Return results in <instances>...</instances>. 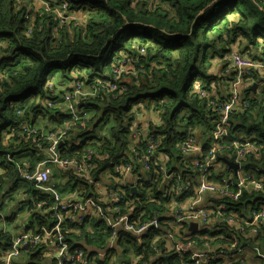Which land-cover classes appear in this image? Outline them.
<instances>
[{
  "label": "trees",
  "instance_id": "1",
  "mask_svg": "<svg viewBox=\"0 0 264 264\" xmlns=\"http://www.w3.org/2000/svg\"><path fill=\"white\" fill-rule=\"evenodd\" d=\"M54 1H66L73 12L85 11L83 26L68 29L67 24L54 25L53 18L46 17L40 30L34 29L31 35H27L23 18L25 9L16 10L12 0H0V72L4 75L0 82V167L3 169L0 199L7 195V208H19L22 213L23 204L18 203L19 198L25 194L29 196L31 217L27 225L34 236L26 248L20 249L26 258L17 264H42L43 260L47 264H70L62 257L48 259L46 252L52 242L58 246L66 245L64 256L82 250L88 264L91 261L95 264H119L120 257L126 261L127 257L132 260L138 256L143 257L141 261L155 264L157 255L148 242H135L134 236L127 231H120V240H113L110 244L108 229L89 218L81 223L67 221L62 226L61 233L65 235L62 234L60 242L46 238L45 231L51 229V218L47 212L48 205L41 202L48 203L49 197L45 196L47 192L36 189L30 182L27 189L18 188L19 182L26 181L17 180V166L20 164L16 162L28 152H37L41 156L30 164V169L45 159L23 131L27 125L35 124L39 114L57 117L62 125L66 119L60 110L55 113L52 108L42 105L43 99L53 98L44 85L48 79L52 81L49 76L52 69L59 70L63 80L76 76L83 82H95L110 77L112 66L127 57L137 60L136 73L122 80L125 91L116 98L103 96L105 99L101 103L90 106L87 118L72 124L68 130L84 136L86 140L96 141L92 131L101 124H112L111 139L107 138L109 134L99 136V143H94V147L85 141L77 147L70 146L75 140L60 145L64 158H80L84 149L93 147L91 163L96 180L104 171H113L117 164L113 160L121 157L124 139L128 136L125 133L132 123V107L140 105L139 113L142 114L143 109L153 110L161 118L159 127L150 124L148 129L162 134L163 143L159 151L169 158L168 172L180 174L183 180L192 182L205 178L221 184L222 178L226 177L232 195L214 199L218 203L224 202L226 216L234 215L236 221L249 218L253 211H264V74L254 71L247 78L258 83V87L255 92L250 90L251 85L242 90V101H246L248 107L230 115L226 134L221 138L225 145L224 155L218 156L210 170L200 173L184 167L183 154L174 148L188 128L197 131L204 146L209 145V134L219 120V112L215 106H207L199 93L203 89H216L219 93L222 88H228L232 73L227 70L231 69L229 55L232 52L256 58L258 49L264 48V0ZM140 48L144 49L142 55L138 53ZM87 101L97 102L98 94ZM238 147L254 148L241 159L243 176L252 173L262 188L252 190L239 186L238 174L232 168L226 164L222 170L217 168L218 162L224 163L221 157L232 160L230 158ZM71 177L74 178L72 192L90 194L97 200L87 182L79 176ZM151 193L168 203L158 185L153 186ZM144 203L148 212L160 208L157 202ZM35 212L39 216L37 220L34 219ZM1 215L8 228V220L13 218L9 214ZM8 230L11 233H4L0 226V252L11 246V234L15 233ZM191 231L192 239L200 246L209 241L214 248L232 243L235 237L239 246L248 247L255 257L264 261V225L255 235L247 237L223 216L200 230ZM206 232L209 237L201 238ZM34 239H40V242L34 243ZM100 251H104L102 256ZM112 256L114 260L109 259ZM185 258L187 263L191 261L189 256L185 255ZM157 261L161 264H183V258L170 255H161Z\"/></svg>",
  "mask_w": 264,
  "mask_h": 264
},
{
  "label": "built area",
  "instance_id": "2",
  "mask_svg": "<svg viewBox=\"0 0 264 264\" xmlns=\"http://www.w3.org/2000/svg\"><path fill=\"white\" fill-rule=\"evenodd\" d=\"M150 1L152 2V0ZM12 2L13 4L29 3L33 10V12L27 10L24 13V21L29 25L26 31L27 35H30L33 28L41 27L46 17H52L54 25L58 26L77 24L76 22L81 23V13L78 14L70 10L66 1L12 0ZM53 29L57 31V27ZM138 53L139 55L144 54V49L140 48ZM229 59L231 69L227 71L232 73V78L227 86L228 88H222L219 93L216 89H212L211 91H204L203 89L199 93L200 97L206 100L207 106H215L219 112V120L209 134V145L204 146L197 135V131L192 128H188L185 134L174 145V148L184 156L182 161L183 166L188 169L198 170L200 173L210 170L218 156L224 155L222 151L225 149V145L220 141V135L230 115L235 111L241 112L243 108L248 107V103L242 101L244 92L241 90V87L245 82L244 77L255 70L264 72V61L253 60L237 51L232 52L229 55ZM136 61V58L127 57L125 60L112 66V75L105 77L104 80H97L95 82L86 80L82 82L78 77L72 76L70 81L75 89L71 93L67 89V93L63 94V99L60 102L49 101L47 103L48 107H53L52 110L56 112L59 109L66 110L73 119H79L80 113H88L91 105L101 103L105 99L103 96L107 98L110 95L116 98L125 91L126 87L124 82H122L123 76L136 73L134 69ZM3 78L4 75L0 72V82ZM44 85L48 89H52L55 86L49 79ZM88 92H96L98 94V101L78 100L80 96L86 98ZM81 102L83 105L78 106ZM139 106L133 105L132 107V112L134 113L132 119L135 120L136 124L129 125L126 136L134 128L148 127L142 122L146 112L153 113L157 116L156 122H153L155 127H159L162 124L161 118L156 111L143 109V113L141 114L138 112ZM26 130L32 136L30 138L31 143L39 150L46 149L51 162L56 163V166L62 171L68 172L74 177L79 176L85 178L91 184H95L96 173L93 172L92 174V167L86 164V160L92 159L94 152L93 144L99 143L97 139L96 141L86 140L84 136H80L74 132H67L66 130H61L59 133H54V131L48 132L42 128L41 130L28 128ZM72 140L76 142L85 141L87 144L92 143L90 146L93 147L87 150L85 158L81 161L76 157L62 158L63 154L58 149L59 142H71ZM162 143V134L156 133L155 130L151 131V133L138 134L137 136L125 138L124 146L121 149V157L113 161L119 164L116 168L121 166L129 173L119 171L118 176L120 178L118 180L112 177L108 186H105L103 182L98 184L103 198L95 204L97 208L96 214L92 213L91 205H83V201L85 203L89 202V198L82 193H78V197L82 201L76 202L73 210L81 213V219L85 218L84 214L86 212L90 220L93 219L101 223L100 227L112 229L113 232L107 237L110 241H119V232L127 231L131 235L138 236V238L133 237L135 242H145V244L148 242L155 251L167 250L171 254H175L176 250L182 249L190 259L197 257L200 263L209 264L207 253L204 251H195V246H187L182 242L179 243L172 239L163 240L162 234L164 231H157L156 224L157 221L162 222L164 218L168 219L170 222L166 225V230L172 233L182 226L187 227L190 221H197L199 227H204L211 224L217 218V215L226 216L227 213L224 211L225 203H218L216 199L230 194L227 185L228 179L223 177L222 182L225 185L218 188L205 178H201L197 182H191L190 180H183L180 174L168 172L166 168L169 163V158L155 151L156 147L162 146ZM137 144H142V147L129 149L134 148ZM252 151H254V148H241L234 154L233 160L238 162L241 168L243 155ZM131 157L139 159L140 162L129 160ZM67 167H72V169L63 170V168ZM50 170V167L45 168L32 175L24 176V179H33L39 187H42L41 184L48 180ZM247 179H253L252 182L255 183L254 176L250 174L243 178L239 182V185L244 186V182ZM154 185L159 186L160 193L164 194L168 199V203L165 202L164 198L152 196L151 189ZM143 190L144 193H142ZM46 194L53 203V206H49L47 209V212H50L49 217L52 219V228L48 233V237L59 239L62 237V234L65 235V233H61L60 231V224L63 221L62 212L69 210L72 205H60L57 194ZM204 194H211L216 198L213 199V206H197ZM150 201L157 202L160 208L149 212L146 211L144 208L146 204L144 202ZM102 205H105V207L102 208ZM173 206H177V209H174ZM201 216H203V219H200ZM147 218L152 222L147 220ZM262 225H264V211L255 213L253 221L249 218L242 219L239 228L249 237L255 235L258 232V228ZM146 232H149L150 235L146 236ZM204 237H209L207 232ZM187 238V235H183V240ZM35 241L39 243L40 239ZM13 250H18V246L15 245ZM44 252L45 250L43 251V255ZM68 259L74 262L77 260V256L70 255ZM4 264H6V261ZM42 264H47V262L44 263L43 260Z\"/></svg>",
  "mask_w": 264,
  "mask_h": 264
},
{
  "label": "bare ground",
  "instance_id": "3",
  "mask_svg": "<svg viewBox=\"0 0 264 264\" xmlns=\"http://www.w3.org/2000/svg\"><path fill=\"white\" fill-rule=\"evenodd\" d=\"M13 6H14V8L16 9V10H19V9H25V11H30V12H33V10H32V8L30 7V4L29 3H20V4H13ZM25 13V12H24ZM23 18H24V14H23ZM77 23V26H79V27H81V26H83L81 23H78V22H76ZM43 25V24H42ZM28 27H29V25H27L26 24V29H25V32L28 30ZM42 27V26H41ZM41 27H39V28H33L32 29V32L30 33V35L33 33V31H34V29H36V30H40L41 29ZM263 54H264V48H259L258 49V51H257V53H256V58H251V57H248L246 54H242V55H245V56H247L248 58H251V59H253V60H256V61H264V56H263ZM256 71V70H255ZM253 72L254 71H252L249 75H247V76H245L244 77V79H245V82H244V84H243V89L245 88V87H248L249 85H251L252 86V84L253 83H255V82H253V81H248L247 80V78L248 77H250L252 74H253ZM256 72H259L260 74H264V72L263 71H256ZM50 81V80H49ZM52 83H53V81H51ZM83 82V81H82ZM247 82H250L249 84H247ZM54 84V83H53ZM71 84V86L68 88V87H66V86H62V85H59V84H54L55 86H54V88H52V89H49V91L52 93V96H53V98H49V99H46V100H42V105L43 106H47L48 107V105H47V103L49 102V101H52V102H60L62 99H63V94H66L67 93V89H69L70 90V93H71V91H73L75 88H74V86L72 85V82H70L69 83V85ZM250 86V87H251ZM256 87H258V83H257V86ZM48 89V88H47ZM256 90V89H255ZM97 93L96 92H88V95H87V97L86 98H83V97H79L78 98V100L79 101H82V100H88V99H90L91 97H93V96H95ZM49 108H51V107H49ZM53 108V107H52ZM61 112H63V114L66 116V119H65V122L63 123V127L61 126V127H59V129L58 130H56V131H54V133H59L61 130H66L67 132H68V130H69V128L72 126V124H75L76 122H78V121H80L81 119H83V118H87L88 116H89V113H80V118L79 119H77V120H75V119H73L71 116H70V114L66 111V110H61V109H59ZM229 119V118H228ZM152 123V125L153 126H155L154 125V123L153 122H151ZM132 125H135L136 124V122H135V120H133L132 119V123H131ZM148 127H149V125H148ZM148 127H146V128H134L129 134H128V136H127V138H129V137H133V136H137L138 134H145V133H151V131L148 129ZM227 127H228V120H227V124L225 125V127H224V130H223V132L221 133V135H220V141L222 142V140H221V138L223 137V135H225L226 134V130H227ZM36 129V130H41V128L40 127H38L37 125H27V127L25 128V129H23V131H25V133H26V135L29 137V138H31L32 136L30 135V134H28L29 132L26 130V129ZM162 139H163V137H162ZM30 140V139H29ZM31 142V141H30ZM63 142H59L58 143V149L60 150V145L62 144ZM81 144V142H73V143H70V146H72V147H77V146H79ZM32 145H33V143H32ZM34 146V145H33ZM35 147V146H34ZM140 147H142V144H137V145H135L134 146V148H129V149H136V148H140ZM161 147V146H160ZM160 147H156V149H155V151H156V153H162L163 155H165L166 156V154H164L163 152H161V151H159V149H160ZM39 152H41V154L42 155H45L44 156V160H42L41 162H39V163H37L36 165H35V167L33 168V169H30L29 167H24V168H22V166H17V172H19V174L17 173V178L19 179V180H24V176H26V175H32L33 173H36V172H38V171H41V170H43V169H45V168H49L50 166H52V165H56V163H53V162H51V160L49 159V157H48V154H47V151H46V149H44V150H39L37 147H35ZM91 147H88V148H86V149H84L83 150V152L79 155V156H81L80 158H77L79 161H81L83 158H85V154H86V152H87V150L88 149H90ZM239 149H241V147H238V149L237 150H239ZM93 156V155H92ZM243 157H244V155H243ZM242 157V158H243ZM62 158H64V157H62ZM222 158H224V157H221V161L222 162H224L227 166H228V164L225 162V161H223L222 160ZM226 159V158H225ZM230 159H232V160H229V159H227V160H229V161H232L233 163H236L237 164V167L236 168H232L233 170H234V172H236L237 174H238V181L240 182L243 178H245L244 176H243V166H241V168H240V164H238V162H235L234 160H233V157H231ZM133 160L134 161H137V162H140V160L139 159H137V158H135V157H133ZM91 161H92V159H90V160H86V164L88 165V166H90V167H92V163H91ZM117 165H119L118 163L114 166V168H113V171H109V170H107V171H104L103 172V174H102V176L100 177V179L99 180H96L95 179V184H91L87 179H85V178H82L85 182H87L90 186H91V188H92V193H94V194H96L97 195V200L95 199V198H93L92 196H90V194L88 195V198H89V202H86L85 203V201H83V205H86V206H89V205H91V210H92V213L93 214H96V210H97V208H96V206H95V204H97L98 203V200L99 201H101L102 200V196H101V193H100V191H99V186H98V184L100 183V182H103L104 183V185L105 186H108L109 184H110V182H111V176H114V179L115 180H118L120 177L118 176V172L119 171H123L124 173H129V172H127V171H125L124 169H123V167H121V166H119L118 168H116L117 167ZM229 167V166H228ZM230 168V167H229ZM70 169H72V167H67V168H63V170H70ZM167 169V168H166ZM50 173H51V170L49 171V173H48V180L46 181V182H44L43 184H41V186L42 187H39L38 185H37V183H36V181L35 180H33V179H28L27 180V182H30V183H32L33 185H34V187L36 188V189H39V190H42V191H44V192H47V193H53V194H57L58 195V197H59V201H58V203L60 204V205H72L70 208H69V210H66V211H64V212H62V216H63V221H62V223L60 224V229H62V226L67 222V221H72V220H75V221H77V222H79V223H81V222H84L86 219H88L89 217H88V215H87V213L85 212V218L84 219H81V213H79V212H75L74 210H73V206H74V204L76 203V202H78V201H82L79 197H78V193L76 192V191H73V192H71L72 193V195H73V198L72 199H69V200H64L63 199V197H62V195L53 187V186H51V185H49L48 183H49V177H50ZM203 173H205V172H203ZM252 174V173H251ZM248 175H250V174H248ZM247 175V176H248ZM253 175V174H252ZM254 176V175H253ZM21 178V179H20ZM81 178V177H80ZM252 180L253 179H247V180H245V182H244V186L243 187H246V188H250V189H252V190H257V189H260V188H262V184L260 183V182H258L255 178H254V180H255V183H253L252 182ZM25 181V180H24ZM208 181V180H207ZM192 182V181H191ZM208 182H211V183H213L212 181H208ZM214 185H216L218 188H221V187H223L224 185H225V183L224 182H221V184H217V183H213ZM227 185H228V181H227ZM238 185H239V183H238ZM239 186H241V185H239ZM229 195H232V192H230V194ZM233 196L234 197H236L235 196V194H233ZM84 200V199H83ZM203 202H204V200L203 199H201L200 201H199V203L197 204V206H204L203 205ZM41 204H43V205H48V207L49 206H53V203L51 202V201H49L48 203H47V201H42L41 202ZM103 207H105V205H102V208ZM226 206H225V209L224 210H226ZM174 209H177V207H174ZM258 212H260V211H253L252 212V214H251V216L249 217V219L251 220V221H253V216H254V214L255 213H258ZM20 213H21V211H20V209L19 208H14L11 212H10V214H9V216L11 217V218H13L14 220L15 219H17L18 217H19V215H20ZM36 213L37 212H35V214H34V219L35 220H37L38 218H39V216L38 215H36ZM50 213V212H49ZM217 217H220V218H223V216H220V215H217ZM0 224H1V226H2V229H3V232L4 233H7V234H9V233H11L9 230H8V228H7V223H6V220H4V217L0 214ZM225 218L227 219V221L229 222V223H232L234 226H235V228L237 229V230H240V228H239V224H237L236 222H239V223H241L242 221H236L235 220V216L234 215H229V216H225ZM164 219H166V218H164ZM200 219H203V216H201V218ZM147 220H149L150 222H152L150 219H147ZM169 222L170 221H157V224H156V227H157V231H161V230H163L164 232H163V234H162V239L163 240H168V239H172V240H174V241H176V242H179V243H183V244H185V245H187V246H196L197 247V251H204V252H206L207 253V255H208V257H209V263H211V262H215L216 260H220V261H218V264H222V263H219V262H225V261H230V260H233V259H235V258H238V260H236L234 263H232V264H248L247 263V261H246V259L245 258H243V257H241V253L243 252V250L244 249H249L248 247H242V246H239L238 245V242H237V240L235 239V235L233 236L234 237V241L232 242V243H230V244H228V245H223L222 247L220 246V247H212V246H214L213 244H211L209 241H207V242H204L203 243V245L202 246H200L197 242H195V240H193L192 239V237H194V235L191 233L192 231V229H190L189 228V225H196V228L195 229H193V230H200V228H202V227H199L198 226V224H197V221H190L189 223H188V225H187V229L185 228V229H183V228H178V229H176V230H174L172 233L171 232H168L167 230H166V225L167 224H169ZM51 223H52V219H51V222H50V224H49V226H50V228H52V225H51ZM235 223H236V225H235ZM54 225V224H53ZM29 225H27V224H25L24 226H23V228H22V231L20 232V233H18V234H11V246L9 247V248H7V249H5V250H3L2 252H0V264H4V262L6 261V264H14V260H15V258L16 257H18V255H19V253H20V249L24 246V248H26L27 247V244H28V242L29 241H31V240H33V238H34V236H33V233H32V230L31 229H29V227H28ZM106 228V227H105ZM106 229H108V228H106ZM180 230H183V231H180ZM61 231V230H60ZM50 231H45V235H46V238H49L48 237V233H49ZM108 232H109V234H111L112 232H113V230L112 229H108ZM242 232V231H241ZM243 233V232H242ZM145 235L146 236H148V235H150V233L149 232H146L145 233ZM183 235H187L188 236V238L187 239H185V240H183ZM132 236H134V238H138V236H135V235H132ZM231 236H232V234H231ZM219 237H221V238H224L222 235H220ZM201 238H205L204 236L203 237H201ZM50 239H57V238H50ZM36 239H34V243L36 242L35 241ZM60 240H61V238H59V239H57V241L56 242H60ZM15 245H17L18 246V250H16V251H14L13 250V247L15 246ZM65 250H66V245H54V242H52V244L51 245H49V248L47 249V252H46V255H47V257L50 259V260H52V258H54V257H56V258H59V257H62L61 259L63 260H66V261H68L70 264H88L89 263V260H87L86 259V257H85V254H84V252L82 251V250H78V251H75L74 253H72V254H69V255H67L66 254V256H64V252H65ZM254 254V253H253ZM70 255H74V256H77V260L76 261H74V262H71V261H69V256ZM161 255H170V256H177V257H183V264H200V261H198L197 260V257H193L192 259H191V261L189 262V263H187L185 260H186V258H185V252H184V250H182V249H178V250H176L175 251V254H171V252L170 251H167V250H163L162 252L161 251H157V255H156V257L154 258V260H155V264H161L159 261H157L158 260V258H159V256H161ZM220 257V258H219ZM143 257L142 256H138L137 258H134V259H132L131 260V264H149L147 261H141V259H142ZM257 258V257H256ZM258 259V258H257ZM119 261H120V259H119ZM260 261V260H259ZM52 264H62L61 262H58V263H52ZM91 264H95L94 262H92L91 261ZM259 264H264V261H260L259 262Z\"/></svg>",
  "mask_w": 264,
  "mask_h": 264
},
{
  "label": "crops",
  "instance_id": "4",
  "mask_svg": "<svg viewBox=\"0 0 264 264\" xmlns=\"http://www.w3.org/2000/svg\"><path fill=\"white\" fill-rule=\"evenodd\" d=\"M75 13H78V14L81 13V16H82L81 23L85 21V11L82 10L80 12H75ZM51 80L53 81L54 84H59L62 86H66L68 88L71 86V84L69 85L70 80H63L58 76V74H55L53 76V78L51 77ZM241 90H243V87H241ZM54 112L56 113V111H54ZM39 115H41L42 117L41 116L37 117L34 125H37L38 127L42 128L45 131H48V132L56 131L59 129V127L62 126V121H59L57 117L51 118V116L48 117V115L45 114L44 115L45 118H43V114H39ZM156 120H157V116L155 114L145 113L144 117L142 119V122L144 123L145 126H148V125L152 124L151 122H156ZM108 134H109V132L107 134L106 133H102V135L99 134L98 136L105 137ZM42 156L44 157L45 155H42ZM39 157H41V156L37 152H34V154L30 153V152L23 153L22 156L19 158L20 161L16 162V163H17V165L20 164L22 167H29L30 164H32V162L34 164L37 161V159H39ZM21 161H24L26 163H23L24 164L23 165L21 163ZM224 164L225 163H222L223 166H224ZM20 165H18V166L20 167ZM50 168H51V174L49 177V183L48 184L53 186L62 195L64 200L72 199L73 195L71 192L73 189H71V186H72L71 185L72 184L71 174L68 172L62 171L56 165H52V166H50ZM2 173H3V169L0 167V175ZM17 173L19 174V172H17ZM64 173L68 175L67 179H64V177H63ZM21 181H23V180H21ZM25 181H27V180H25ZM20 195H21V192H20L19 196ZM45 196H47V194H45ZM6 198H7V195L3 200L0 199V214L8 215L12 211L11 209L13 206L10 208H7V206L5 205ZM202 199L204 200V202H203L204 206H213L214 205V203H213L214 196H212L211 194H204ZM18 203L23 204V205H21L22 206V213H21L20 217L18 219H15V220L14 219L8 220V228L12 232H14L15 234H18L22 231L23 225L28 224V220L31 217V213H30V210L28 208L29 196L27 194H25V196H23V197L20 196ZM111 243H112V241H110V244ZM22 248H24V246ZM194 250L197 251L196 246L194 247ZM100 252H101V256H102L104 254V251H100ZM113 253H115V251ZM20 254L18 257L15 258L14 264L15 263L16 264L21 263L25 260L26 254L25 253H22L21 255ZM241 257L245 258L248 264H259V262H260L259 259H257L254 256L253 252L250 249H244L243 252L241 253ZM238 258H235V259L230 260V261L219 262V263L232 264L236 260H238ZM218 261H220V260H216L215 263L216 262L218 263ZM44 263H46V261H44ZM119 263H120V261H119Z\"/></svg>",
  "mask_w": 264,
  "mask_h": 264
},
{
  "label": "rangeland",
  "instance_id": "5",
  "mask_svg": "<svg viewBox=\"0 0 264 264\" xmlns=\"http://www.w3.org/2000/svg\"><path fill=\"white\" fill-rule=\"evenodd\" d=\"M82 24V23H81ZM78 26H77V24H67V28L68 29H74V28H77ZM55 74H58V76L61 78V74H60V71L59 70H56V69H52L51 71H50V75L49 76H51L52 78H53V76L55 75ZM128 75H130V74H128ZM128 75H125L124 77H123V79L125 80L126 79V77L128 76ZM44 115L45 114H43V118H45L44 117ZM41 115H39L38 117H40ZM42 117V116H41ZM112 127V124H105V125H103V124H101V125H99L96 129H94L93 131H92V133H93V136L97 139L99 136V134L100 135H102V133H108L109 132V135L110 136H108L107 138H110L111 139V133H110V128ZM126 134L127 133H125V136H126ZM105 139V138H104ZM21 163H26V162H24V161H21ZM217 168L219 169V170H222L223 168H224V166L222 165V163L221 162H218L217 163ZM51 174V173H50ZM63 177H64V179H67L68 178V175L67 174H63ZM73 179L74 178H72L71 180L73 181ZM29 183L26 181V182H19L18 183V188L20 189V190H24V189H27L28 187H29ZM80 187V186H79ZM109 259H111V260H114L115 259V257L114 256H112V257H110ZM120 259V261L122 262L121 264H131V258H129V257H127L126 258V261L122 258V257H120L119 258ZM120 264V263H119Z\"/></svg>",
  "mask_w": 264,
  "mask_h": 264
},
{
  "label": "water",
  "instance_id": "6",
  "mask_svg": "<svg viewBox=\"0 0 264 264\" xmlns=\"http://www.w3.org/2000/svg\"><path fill=\"white\" fill-rule=\"evenodd\" d=\"M256 86H257V83L256 82L253 83L252 86L250 87V90L253 91V92H255ZM82 105H83L82 102L78 104V106H82ZM117 133H119V132H117ZM222 160L225 161L230 168H236L237 167V164L236 163H233L232 161H229V160H227L225 158H222ZM17 180H18V178H17ZM189 228L193 230V229L196 228V225L195 224L192 225V226L190 225Z\"/></svg>",
  "mask_w": 264,
  "mask_h": 264
}]
</instances>
